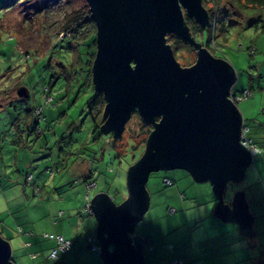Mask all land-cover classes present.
Returning <instances> with one entry per match:
<instances>
[{
	"label": "rangeland",
	"instance_id": "374dc122",
	"mask_svg": "<svg viewBox=\"0 0 264 264\" xmlns=\"http://www.w3.org/2000/svg\"><path fill=\"white\" fill-rule=\"evenodd\" d=\"M6 1L0 0V103L7 101L0 107L1 220L6 219L7 225L16 229L23 226L27 217L40 223L49 210L54 212L58 206L70 211L80 210L86 217L88 212L83 208L87 190L79 181L86 174H91V179L97 183L89 192L90 199L103 192L115 204H121L127 197L128 168L143 154L152 126L144 124L139 115L133 113L119 138L101 132L100 127L94 130V109L88 107V100L96 91L87 79L93 43L89 38L78 43L67 32L70 20L81 18V14L89 10L87 1L11 0L10 5L3 7ZM242 3L241 0H202V5L211 14L208 24L212 26L209 25L210 36L207 27L202 29L200 36L197 35L202 46L214 57L226 60L233 67L236 78L231 91L237 95L250 90L251 77L264 80V3L255 6L240 5ZM186 20L193 32L198 27L203 28L187 16ZM167 37L180 65L194 64L197 58L194 47L174 33ZM52 83L50 92L54 103L44 104L42 89ZM262 85L263 89L255 99L251 93L239 103L243 121L246 115L254 114V109L263 107ZM19 87L28 90V99L16 96ZM41 104L44 105L42 118H47L49 123L42 124V133L38 135L32 130L29 121L34 116L29 118L27 108ZM17 114L24 120H15ZM244 124L248 126L249 121L245 120ZM46 167L59 168V172L48 175ZM29 173L33 174L31 182L26 180ZM174 173L189 177L187 182L185 178L188 177L176 176L179 191L186 192H182L185 199L180 194L176 197L174 186L162 182L164 177L173 178ZM187 184L199 183L183 169L151 173L146 183L149 207L133 235L155 233L165 219L162 214L173 207L183 209L182 202L189 201L190 193L185 190ZM51 199L54 200L49 207ZM262 239L264 242V236ZM170 245L180 247L177 241ZM145 249L148 254V247ZM250 251L259 253L255 247Z\"/></svg>",
	"mask_w": 264,
	"mask_h": 264
},
{
	"label": "water",
	"instance_id": "95a60500",
	"mask_svg": "<svg viewBox=\"0 0 264 264\" xmlns=\"http://www.w3.org/2000/svg\"><path fill=\"white\" fill-rule=\"evenodd\" d=\"M96 28L91 65L94 90L103 95L100 131L122 135L131 114L151 125L145 150L128 168L127 197L117 205L103 192L90 199L95 238L103 264H147L144 240L133 235L149 207L146 188L151 173L183 169L196 183H210L217 199L212 215L239 223V234L254 235L244 194L237 192L230 211L229 183L243 180L253 156L241 144L243 118L232 101L236 73L224 59L196 42L184 19L203 28L209 22L202 0H86ZM190 42L194 64L176 60L168 34ZM16 95L28 98L25 87ZM0 237V264H13Z\"/></svg>",
	"mask_w": 264,
	"mask_h": 264
},
{
	"label": "crops",
	"instance_id": "0c3cea01",
	"mask_svg": "<svg viewBox=\"0 0 264 264\" xmlns=\"http://www.w3.org/2000/svg\"><path fill=\"white\" fill-rule=\"evenodd\" d=\"M259 78L251 77L249 81V89L254 99L263 89L264 80ZM231 93L234 94L232 91ZM243 100L237 102L238 110L239 103ZM253 113L245 116L244 119L249 121V124L246 126L244 120L243 126L248 129V137L253 140L260 152L253 156L252 163L245 169L244 178L239 182V186L227 185L225 203L232 211L234 195L237 192L244 194L246 211L252 216L250 228L254 231V235L249 239L244 234L238 233L239 223L223 221L212 215L217 199L210 184L207 182L187 184V188L186 186L184 188L190 193L189 201L182 202L183 209L173 207L169 211V208L162 214L165 219L161 223L160 230L155 233L148 231L149 235H140L146 240H144V256L147 264H172L176 258H180L185 264H264L262 239L264 236V105L259 110L254 109ZM262 115L263 118H260ZM47 120L46 118V123ZM177 175L182 178L188 177L185 174L174 173L171 178L172 185L164 183L166 177L162 182L166 186H174L176 189L173 192L176 197L180 194L183 196L182 199H185L182 192H186L179 191ZM84 176L91 178L92 175L86 174L82 177ZM185 180L190 181L189 177ZM53 200L48 201L49 207ZM0 221L1 236L5 240L8 239L9 245L13 238L10 257L14 264H53L48 258V253L53 248L54 242L44 239L42 237L44 233L60 234L72 241L71 250L60 256V264H103L99 254L89 248L87 241L88 237L95 236L94 216L87 214L85 217L80 210L70 211L67 207L61 209L58 206L54 212L49 210V214L47 213L40 223H36L34 218L27 217L23 220V226H20L26 233L22 235L11 229L6 219L2 221L0 218ZM31 232L32 234H28ZM176 241L180 243V247L170 245ZM24 243L29 245L25 246ZM146 246L148 254H146ZM253 247L259 249L257 255L250 251ZM33 253L36 254L35 258L29 256Z\"/></svg>",
	"mask_w": 264,
	"mask_h": 264
},
{
	"label": "trees",
	"instance_id": "16d2710c",
	"mask_svg": "<svg viewBox=\"0 0 264 264\" xmlns=\"http://www.w3.org/2000/svg\"><path fill=\"white\" fill-rule=\"evenodd\" d=\"M10 1L11 0H7L5 3H4V5H3V7L4 6H8V5H10L11 3H10ZM241 2H243L242 4H240V5H244V4H252V5H262L263 3H264V0H241ZM208 15H209V21H210V13H208ZM209 25H211V23L210 24H208L206 27L207 28H209V36H210V29H211V26H209ZM190 28V33H191V35L194 37V39L196 40V42L198 41V43H200L201 45H203L202 44V41H199L198 39H197V35L198 36H200L201 35V33H202V29H204V28H200V27H198L197 29H196V31L195 32H193L192 31V28L191 27H189ZM68 30H67V32H69V34H68V36L69 37H71V38H75L77 41H78V43H80L81 41H82V39H85V38H89L91 41H92V43H93V47H94V50H93V53L91 54V60L89 61V63H90V69H89V71H88V76H87V79H89V80H91V65H92V61H93V58H94V56H95V52H96V44H95V37H96V28H95V24H94V22H93V20L91 19V16H90V12H89V10L87 9L86 11H84L82 14H81V18L80 17H75V18H73L72 20H70V23H69V27L67 28ZM66 32V33H67ZM65 37H67V36H65ZM64 37V38H65ZM168 38V37H167ZM177 38H181V37H177ZM199 39H200V37H198ZM182 39V38H181ZM208 39H210V38H208ZM62 40V39H61ZM182 40H184V39H182ZM184 43H186V44H188V46H191L192 44L190 43V42H188V41H186V40H184ZM170 46L172 47V45L170 44ZM173 49H174V47H173ZM172 49V50H173ZM92 82V81H91ZM52 85H53V83L52 84H50V86H44L43 87V97H44V104H46V103H48V104H52V103H54V99H53V97H52V93L50 92V90H52ZM28 91V90H27ZM249 91V96L251 95V92H250V90H248ZM243 92L244 91H242L240 94H231L230 95V97L232 98V96H242L243 95ZM29 94V93H28ZM17 96V95H16ZM248 96V97H249ZM17 97H19V96H17ZM248 97H246V98H248ZM22 98V97H21ZM29 98V97H28ZM28 98H24V99H28ZM50 98V100H48L47 101V99H49ZM9 99V98H8ZM243 99H245V98H243ZM242 99V100H243ZM241 101V100H240ZM7 102V101H6ZM6 102H2V103H0V105H1V107L3 106V103H6ZM236 104H237V102H235ZM104 105H105V101H104V98H103V95L101 94V93H95V95H94V97L93 98H91V99H89L88 100V107L89 108H91V106H93V111H94V115L92 116V120H93V126H94V130H98L99 129V127H100V125L103 123V121H104V119H103V116H102V111H103V107H104ZM97 106H100L99 107V109H97L96 107ZM43 109H44V105L43 104H41V105H39V106H35L34 108H30V109H28L27 108V111L29 112L28 114H29V118H31L32 117V115L34 116L33 118H31V120L29 121V122H31L32 123V125H33V131H35L36 132V134H41L42 133V124L43 123H45V124H47V123H49V120H47V123H46V118H42V114H43ZM97 109V110H96ZM21 118L24 120V118L21 116V114H17L16 115V118H15V120H21ZM26 120H29L28 118L26 119ZM29 122H24L25 124H28ZM24 124V125H25ZM45 126H48V125H45ZM152 130V129H151ZM150 130V131H151ZM259 149V148H258ZM260 150V149H259ZM144 152V151H143ZM256 155V154H255ZM57 172H59V168H56V167H46L45 168V173L46 174H50V175H54V174H56ZM29 175H31L32 176V178H31V180H28L27 179V177L29 176ZM27 177H26V180H27V182H31L32 181V179H33V174L32 173H29L28 175H27ZM164 179H169V178H164ZM171 180V179H170ZM79 181L81 182V183H83L84 184V187H85V189L87 190V184H89L90 182H94L95 184H96V181L95 180H93V179H91V178H89V177H87V176H84V177H81L80 179H79ZM171 184L170 185H172L173 184V181L171 180ZM166 184V183H165ZM166 185H168V184H166ZM96 186H97V184H96ZM96 186H95V188H96ZM37 190H39V189H37ZM84 209V208H83ZM88 215H90V216H93L92 214H90L89 212H88ZM0 223H1V221H0ZM15 231L17 232V234H19V235H22V234H26L24 231H23V228L22 227H20V226H18L16 229H15ZM0 237L1 238H3L4 239V237H2L1 236V232H0ZM5 240V239H4ZM70 240V239H69ZM145 240V239H144ZM5 241H8V239H6ZM71 241V240H70ZM146 241V240H145ZM72 242V241H71ZM26 243H24V245H25ZM26 246V245H25ZM71 250V249H70ZM69 250V251H70ZM68 251V252H69ZM68 252H66V253H60L58 256H59V258L57 259V260H52V259H50L49 258V256H48V258H49V260L51 261V262H53V264H60V256L61 255H64V254H67ZM34 255V256H33ZM48 255H49V253H48ZM29 256L31 257V258H35L36 257V254L35 253H33V254H29ZM10 260H11V257H10ZM11 262L13 263V261L11 260ZM14 264V263H13ZM185 264V263H184Z\"/></svg>",
	"mask_w": 264,
	"mask_h": 264
},
{
	"label": "built area",
	"instance_id": "2783aa9c",
	"mask_svg": "<svg viewBox=\"0 0 264 264\" xmlns=\"http://www.w3.org/2000/svg\"><path fill=\"white\" fill-rule=\"evenodd\" d=\"M249 96V91L248 90H244L243 95L242 96H232V101L234 102H239L240 100H242L243 98H246ZM50 100L47 99V101ZM247 128H242V135H241V144L249 151V153L254 156L255 154H257L258 152H260V150L256 147V145L254 144L253 140L248 137L247 135ZM32 176L29 175L27 177L28 180H31ZM164 183L170 185L172 182L170 179H164ZM87 186V193L85 194V206L84 209L87 210V212H89L90 214H92L91 209H90V190L94 189L96 184L94 182H90L89 184L86 185ZM28 234H32L28 233ZM42 237L44 239H50L54 242V246L53 248L49 251V258L52 260H57L59 258V254L60 253H66L68 252L71 248H72V242L69 239L64 238L62 235L60 234H53V233H44L42 234ZM87 241L89 243V248L98 253L100 251V247L97 243V240L95 238V236H90L87 238ZM25 245H29V243H26ZM34 256V255H33ZM172 264H184L183 260H181L180 258H176L172 261Z\"/></svg>",
	"mask_w": 264,
	"mask_h": 264
},
{
	"label": "flooded vegetation",
	"instance_id": "af4514ba",
	"mask_svg": "<svg viewBox=\"0 0 264 264\" xmlns=\"http://www.w3.org/2000/svg\"><path fill=\"white\" fill-rule=\"evenodd\" d=\"M184 19H185V22H186V24H187V20H186V14H185V12H184ZM191 19V18H190ZM188 25V24H187ZM188 27H190L189 25H188ZM190 29V28H189ZM193 37V36H192ZM193 39H194V37H193ZM195 40V39H194ZM196 41V40H195Z\"/></svg>",
	"mask_w": 264,
	"mask_h": 264
},
{
	"label": "bare ground",
	"instance_id": "6f19581e",
	"mask_svg": "<svg viewBox=\"0 0 264 264\" xmlns=\"http://www.w3.org/2000/svg\"><path fill=\"white\" fill-rule=\"evenodd\" d=\"M242 128H244V126H242ZM255 156V155H254Z\"/></svg>",
	"mask_w": 264,
	"mask_h": 264
}]
</instances>
